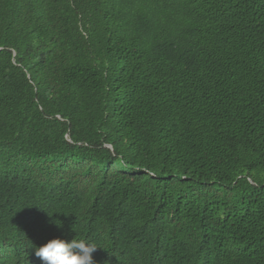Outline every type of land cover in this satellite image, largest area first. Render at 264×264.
Instances as JSON below:
<instances>
[{"label":"trees","instance_id":"16d2710c","mask_svg":"<svg viewBox=\"0 0 264 264\" xmlns=\"http://www.w3.org/2000/svg\"><path fill=\"white\" fill-rule=\"evenodd\" d=\"M56 237L264 264V0H0V264Z\"/></svg>","mask_w":264,"mask_h":264},{"label":"clouds","instance_id":"9594fccd","mask_svg":"<svg viewBox=\"0 0 264 264\" xmlns=\"http://www.w3.org/2000/svg\"><path fill=\"white\" fill-rule=\"evenodd\" d=\"M32 248L43 264H96L93 253L100 247L95 242L76 237L71 241L56 237L42 246L33 245Z\"/></svg>","mask_w":264,"mask_h":264}]
</instances>
